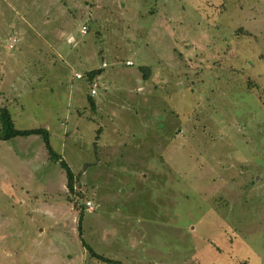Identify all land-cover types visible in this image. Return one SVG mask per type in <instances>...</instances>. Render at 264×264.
<instances>
[{
  "label": "rangeland",
  "instance_id": "rangeland-1",
  "mask_svg": "<svg viewBox=\"0 0 264 264\" xmlns=\"http://www.w3.org/2000/svg\"><path fill=\"white\" fill-rule=\"evenodd\" d=\"M0 106V264H264V0H0Z\"/></svg>",
  "mask_w": 264,
  "mask_h": 264
},
{
  "label": "trees",
  "instance_id": "trees-1",
  "mask_svg": "<svg viewBox=\"0 0 264 264\" xmlns=\"http://www.w3.org/2000/svg\"><path fill=\"white\" fill-rule=\"evenodd\" d=\"M239 33H246V32H243L242 29H238L236 34H239ZM97 72H99V70H92V71L87 72L85 75L86 79L88 78V80H89V78H91V76ZM90 105L92 106L93 103L91 102ZM29 136H39L42 138L43 143H44V147L47 151V154L49 156L50 161H53V162L57 161L59 166L65 172L67 191L70 193H74L73 192V184L74 183H73L72 172L70 171V169L68 168L66 163L60 159V156L52 151L50 144H49L47 130H45L44 128L24 129V130L15 129L7 107L6 106H0V140L6 141V140H10V139H13L16 137L25 138V137H29ZM87 250L91 256H93L99 260H102L106 264L115 263V261H113V260L106 259L105 257L94 253L89 248ZM243 264H245V263H243Z\"/></svg>",
  "mask_w": 264,
  "mask_h": 264
},
{
  "label": "crops",
  "instance_id": "crops-1",
  "mask_svg": "<svg viewBox=\"0 0 264 264\" xmlns=\"http://www.w3.org/2000/svg\"><path fill=\"white\" fill-rule=\"evenodd\" d=\"M41 24V23H40ZM61 27L62 26H58V28H57V26L55 27V30H56V32H55V34L54 33H50V32H47V35H48V37H50V38H53V39H55L56 38V36L57 35H59L60 34V36L59 37H61V35H63V34H65V31H63L62 29H61ZM60 29V30H59ZM82 33L83 34H85V32L84 31H82ZM86 35V34H85ZM70 39V38H69ZM71 40V39H70ZM68 41V40H67ZM54 53H56V50H57V48L58 47H56V46H54ZM59 48H60V46H59ZM58 48V49H59ZM57 54V53H56ZM83 61H80V65H82L81 63H82ZM127 62V61H126ZM126 62H125V66H129V65H126ZM104 65V66H103ZM101 67L103 68V67H105V64L104 63H102L101 64ZM92 70H99L98 68H90V69H88L87 70V72H89V71H92ZM101 74V73H100ZM99 72H97V73H95L94 75H92L91 76V78H89V80H88V78L86 79V77H85V80L83 81L84 83H82V84H78L77 83V86H72V85H68L67 87H66V90H67V96L70 94V91H71V93H73V94H75V96H76V98L80 101V100H82V101H84V100H86L87 99V101L89 102V104H91V100L90 99H92L96 94L94 93V95H92L91 96V94H90V90H91V85L92 84H95V85H97V80L99 79ZM75 75H80V74H75ZM81 77L80 78H76L75 77V79L76 80H78V81H81L82 79H83V76L82 75H80ZM25 80V79H24ZM57 80V79H56ZM26 81V80H25ZM58 81V80H57ZM59 82V81H58ZM58 82H56V81H52V83H51V85L52 84H56V83H58ZM73 87V88H72ZM19 96H17V98H18ZM93 103V102H92ZM78 105H82L81 103L80 104H78ZM92 107H95V104L93 103V105H92ZM88 210V209H87ZM90 211V210H89ZM104 256V255H103ZM105 257V256H104ZM106 259H109V260H113V261H115V263H113V264H116V263H119V264H123L122 263V260H121V258H119L118 257V255L117 256H109V257H105Z\"/></svg>",
  "mask_w": 264,
  "mask_h": 264
},
{
  "label": "built area",
  "instance_id": "built-area-1",
  "mask_svg": "<svg viewBox=\"0 0 264 264\" xmlns=\"http://www.w3.org/2000/svg\"><path fill=\"white\" fill-rule=\"evenodd\" d=\"M83 31H84V28H83ZM126 65H131L129 62H126ZM104 66V65H103ZM75 77L76 78H80L81 76L80 75H75ZM95 88H96V85L95 84H92L91 85V90H90V94H91V96L92 95H94V93H95ZM85 205L89 208V209H91V205H90V203L89 202H86L85 203Z\"/></svg>",
  "mask_w": 264,
  "mask_h": 264
}]
</instances>
